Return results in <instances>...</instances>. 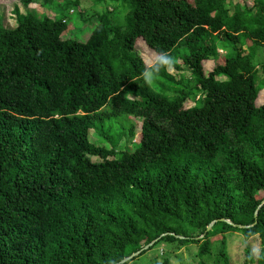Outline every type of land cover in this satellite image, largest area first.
Returning a JSON list of instances; mask_svg holds the SVG:
<instances>
[{
	"label": "trees",
	"instance_id": "16d2710c",
	"mask_svg": "<svg viewBox=\"0 0 264 264\" xmlns=\"http://www.w3.org/2000/svg\"><path fill=\"white\" fill-rule=\"evenodd\" d=\"M114 1L128 9L123 24L96 15L85 40L64 17L16 7L7 28L0 15V264H116L162 234L154 246L197 244L205 257L216 242V263L231 264L230 232L258 235L259 255L246 244V263L264 264V204L255 217L264 199V65L254 63L264 0L233 11L226 0ZM140 39L158 55L152 66ZM182 66L188 83L168 71ZM129 117L142 119L139 139L117 152L127 126L135 135ZM91 129L111 148L91 143Z\"/></svg>",
	"mask_w": 264,
	"mask_h": 264
},
{
	"label": "rangeland",
	"instance_id": "374dc122",
	"mask_svg": "<svg viewBox=\"0 0 264 264\" xmlns=\"http://www.w3.org/2000/svg\"><path fill=\"white\" fill-rule=\"evenodd\" d=\"M65 0H56V2L62 4ZM0 15L3 19V23L7 28H13L16 26V15L14 9L17 7L22 14L34 13L38 11L40 14L48 16L51 19H57L64 17L67 20L68 28H72V34L80 40H85L91 32L92 21L96 23V15L103 13L109 14L112 18V23L121 26L124 22L125 15L128 11L127 7H124L121 3L115 2L114 0H105L100 4H96L94 0H79V6L68 4L66 9H62L61 6L56 7H45L37 4H32L29 7L11 0L5 1L0 0ZM254 0H226L227 7L234 10V6L237 3L246 4L247 6L253 5ZM40 17H43V16ZM244 48V52L248 53L253 51V48L249 49L251 42L248 41ZM218 56L223 58L226 56L228 51L223 49L222 42L218 41L217 44ZM137 48L139 54L142 56L148 66H152L156 61L158 55L148 48L146 43L140 39L137 41ZM217 59V58H216ZM217 60L210 62H204V70L208 74L214 68ZM254 63L258 66L264 65V46H257L254 49ZM168 71L175 75L177 79L184 76L185 82H189L190 70L187 67L182 66V70L178 71L174 68L169 67ZM147 77H150V70L148 71ZM200 97V94L196 95L192 100L186 102V106H193L195 101ZM264 102V90L260 92L257 100V105ZM127 122V121H126ZM124 121V124H126ZM129 124L134 125L135 135H129V127L127 126V135L117 146V152L127 150L133 151V143L139 139L141 130L142 119L129 117ZM89 140L96 146L111 148L110 143L104 140L103 137L94 129L89 132ZM94 162H99L100 158L92 157ZM203 236V235H202ZM201 236V237H202ZM227 256L231 264H255L246 263L245 257V245L248 244L257 259L261 250L260 238L258 235L250 237L248 240L245 239L240 232L227 233ZM219 244L213 243L212 254L205 257H199L197 254L198 245L189 244L182 245L177 241H160L155 246L153 245L146 251V253L135 257L126 264H163L165 259H169L170 264H217L216 263V250L218 251Z\"/></svg>",
	"mask_w": 264,
	"mask_h": 264
},
{
	"label": "water",
	"instance_id": "95a60500",
	"mask_svg": "<svg viewBox=\"0 0 264 264\" xmlns=\"http://www.w3.org/2000/svg\"><path fill=\"white\" fill-rule=\"evenodd\" d=\"M263 204H264V199L262 200V202H261L260 205L258 206L257 210L255 211V217H257V215H258V211H259V209L261 208V206H262ZM220 220H221V221H225V222L230 223V224H233V225H236V224H234L233 222H231L229 219L221 218ZM216 221H217V220H214L213 222H211V223L209 224V226L207 227V230H210V229L212 228L213 224H214ZM236 226H238V227H240V228H248V227H249V226H247V225H236ZM167 234H173V233H167ZM164 235H166V234H162L161 236H164ZM173 235H174L176 238H180V239H183V238H184L183 236H180V235H177V234H173ZM161 236H160L158 239H156V240L150 242L149 244H147L146 246H144L141 250H139V251H137V252L131 254L130 256H128V257H126V258H124V259H122L121 261L117 262L116 264H126L127 262L131 261V260L134 259L135 257L139 256L144 250H148L150 247H152V246H153V245H154V244H155V243L161 238Z\"/></svg>",
	"mask_w": 264,
	"mask_h": 264
},
{
	"label": "clouds",
	"instance_id": "9594fccd",
	"mask_svg": "<svg viewBox=\"0 0 264 264\" xmlns=\"http://www.w3.org/2000/svg\"><path fill=\"white\" fill-rule=\"evenodd\" d=\"M166 56H164L163 54L159 57L158 63H165L166 62Z\"/></svg>",
	"mask_w": 264,
	"mask_h": 264
}]
</instances>
